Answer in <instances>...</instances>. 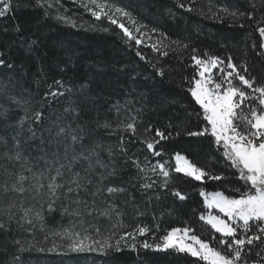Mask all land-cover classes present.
<instances>
[{"label":"trees","instance_id":"1","mask_svg":"<svg viewBox=\"0 0 264 264\" xmlns=\"http://www.w3.org/2000/svg\"><path fill=\"white\" fill-rule=\"evenodd\" d=\"M102 1L121 6L130 12L138 26L146 25L140 31L153 34L154 40L141 41L140 45L130 41L132 46L129 47L124 42L126 38L122 39L123 33L119 27L111 25L106 17L97 19L73 0H49L52 7L47 8V16L45 8L38 7L36 0H13L12 11L5 17H0V52L4 53L3 59L6 61L5 65L0 66V105L8 110L7 119L0 115V144L7 147L6 151L10 153L19 141V152L30 160V163L26 162L27 166L32 167V172L38 173L42 170L38 164L46 166L45 161H53V154L58 151L63 155V147L58 144L55 136L56 121L58 117H67L63 121L65 123L70 119L64 110L75 101L81 107V118L77 123L85 125L89 134L85 143L99 140L112 146L117 153L114 161L117 175L107 183L126 189L116 198V203L123 212V227L115 230V235L110 226L115 218L111 222L104 217L98 220L89 218L91 223L101 229L99 237L110 238L109 242L115 245L120 236L125 232H132L138 226L152 229L144 236L137 234L135 240L126 236L121 241L119 252L113 250L107 256L99 255L95 258V264H188V260L194 258L177 260L166 253L145 249L142 243L147 240L151 244L155 237L165 234L166 230L184 227L186 221L195 226L198 232L202 231L200 225L195 223L196 216L192 211L199 209L202 204L198 188L205 187L209 192L225 191L236 183L232 177L234 170L225 169L222 162H217L214 150L209 148L208 140L204 138L181 136L162 141L159 147L164 149L165 154L154 157L137 137L142 138L149 125L153 128L149 135H154L155 128L166 129L169 120L173 123L177 119L189 120L184 110V106L188 104L185 77L191 78L196 71L190 59L193 47L198 49L197 55L203 56L205 52L221 58L231 55L238 67L246 61L252 75L259 78L264 74V58L256 55L258 47L255 51L252 48L254 42L257 46L260 42L255 28L257 21H261L260 26H264V7L260 5V0H255L256 10L249 7V0H195L194 3L191 0H180L186 8L191 6L193 11L179 8L177 0ZM225 7L230 10L253 11L254 20H243L245 27L240 28L231 17L221 11ZM57 15L63 16L65 20H57ZM17 25L19 32L15 31ZM104 28L109 31H103ZM152 29L158 31L152 32ZM161 33L164 34L163 37ZM33 39L38 43L29 47ZM160 41L167 47H162ZM171 41L189 43L190 47L183 49ZM153 44L161 51H167L168 55L162 56L160 52L153 51ZM137 50L145 60L136 55ZM7 64H12L13 67L8 68ZM151 64L162 68L164 76L157 75ZM56 80L62 81L63 87L56 85ZM82 84L88 89L83 94ZM56 90L63 91L65 95L55 98L46 95ZM8 97L27 100L28 104L17 106ZM85 97L89 99L85 101ZM126 101L129 102L127 108L123 107ZM117 102L121 106V119L124 115H134L138 109L141 110L137 121V136L96 127L97 121L103 122L105 119L115 123L117 111L113 106ZM26 109L28 115L39 110L43 117L39 122L27 121L21 131L19 121L24 117ZM190 121L188 126L195 129V117H191ZM121 135L125 140L126 155H121L116 147ZM176 150L185 153L199 166L214 172L223 170V175L228 179L206 181L204 184L175 179L172 186L189 195L186 202L175 201L163 191L160 192L159 200L154 198L152 191L142 193L139 184L144 174L138 172L132 161L138 160L141 167L146 169L148 163L145 157L152 164L167 160L169 165H174L172 156ZM39 157L40 161L37 159ZM102 158L107 161V153H103ZM16 166L4 165L0 160V184L14 182L21 173L28 177L24 182L26 188L34 184L35 179H39V176L34 179L32 172L27 169H16ZM173 175L182 177V174ZM226 194L231 193L226 191ZM9 197L16 198L17 194L3 195L0 190V201L5 205ZM149 197H153L151 202ZM34 203L36 202L25 193L24 206ZM36 207L39 208V204ZM56 207L57 211L51 214L45 211L43 229L37 224L31 233L22 228L17 229L15 225L7 233L0 230V264H14L13 257L18 248L12 243L14 239H19L26 247L32 246L31 251L22 256L24 264H78L86 258L72 262L53 252L37 251L41 247L47 250L44 245L50 241H44L47 240L45 235L49 230H63L70 226V220L75 219L62 215L59 205ZM89 230L95 234L92 229ZM132 243L136 244L135 249L130 247Z\"/></svg>","mask_w":264,"mask_h":264},{"label":"snow or ice","instance_id":"2","mask_svg":"<svg viewBox=\"0 0 264 264\" xmlns=\"http://www.w3.org/2000/svg\"><path fill=\"white\" fill-rule=\"evenodd\" d=\"M192 3L195 0H191ZM36 5L45 8V15H49L47 8L52 7L49 0H36ZM47 5V7H45ZM179 8H186V5L177 0ZM260 5L264 7V0H260ZM92 15L100 19L101 15L106 17L111 25H116L122 30L124 42L131 47L130 41H135L136 45L141 44V36L133 35L124 23L120 22V17H126L128 21L136 25V20L132 14L123 8L116 7L100 0H88L83 5ZM14 7L13 0H0V17H5ZM249 7L257 9L255 0H249ZM187 11H193L191 6ZM222 12L233 19L238 27L244 28L243 20L249 22L254 20L253 11H240L239 9L230 10L222 8ZM219 18V17H217ZM57 20H65L63 16L57 15ZM255 31L259 33V45L254 42L252 48L258 57L264 58V26H260L261 21H257ZM75 27V24H73ZM146 25H139L136 28L140 32ZM20 31L19 26L15 28ZM103 31H109L104 28ZM152 29V32H157ZM163 37L164 34L161 33ZM251 36V33H249ZM37 40L33 39L29 47L36 45ZM162 47L163 45L160 41ZM183 49L190 47L189 43L171 41ZM153 51H158L162 56H167V51H161L156 44L152 45ZM175 51V49H172ZM191 61L195 72L191 78L185 77L187 82L186 98L188 104L184 106L189 120L177 119L176 123L171 120L166 129L155 128L154 135H149L153 131L151 125L145 129L144 136L137 137L145 146L147 151L154 157H162L164 149L159 147L162 141L186 136L188 138H204L208 140V146L214 150L217 162H222L225 169L234 170L232 177L236 183L225 191H206L205 187H199V196L202 197V204L199 209H193L196 216L195 223L200 225L202 231L198 232L192 224L185 222L184 227H173L166 230V233L155 237L154 242L149 243L145 240L142 247L163 252L174 256L177 260L188 257V264H264V74L261 77L252 75L247 62L239 67L233 62L231 55L225 58L210 55L205 52L203 56L197 55L198 49L192 48ZM136 55L145 60V57L136 51ZM4 53L0 52V66L5 65ZM12 68V64H7ZM160 77L164 76V70L151 64ZM55 84L63 87V82L56 80ZM87 86L81 85V93L86 92ZM46 95L59 97L65 95L63 91H50ZM17 106L28 104L27 100L8 97ZM89 97H85L87 101ZM175 103V101H172ZM129 102L126 101L123 107L127 108ZM113 107L116 108L117 117L115 123L105 119L103 122H96L97 128L112 130V132L130 133L137 136V121L140 109L136 114L124 115L120 118L119 102ZM0 109L3 106L0 105ZM111 110V109H109ZM65 113L70 119L63 122L67 117H58L56 121L57 130L55 136L58 144L63 147V155L60 152L53 154V161H45L47 167L37 172H32L31 168L27 171L32 172L35 183L30 187H25L24 182L28 177L19 174L12 183L0 184L3 195L9 193L17 194L16 198L9 197L6 205L0 201V230L5 233L13 229H24L32 232L39 224L40 229L45 227V211L49 214L57 211V205L62 215L74 217L69 221V227L63 229L62 238L69 241L66 245L68 252L84 253L96 252L107 256L110 251L121 250V241L125 237L136 239L137 234L144 236L152 229L148 226H138L132 232H125L116 240L115 245L109 242L110 238L96 239L95 236L101 235V229L91 223L89 218L99 219L104 217L111 223L113 235L115 230L123 227V212L116 203V198L123 194L124 187L108 184L107 181L117 175V168L114 163L117 153L110 145H105L99 140L94 143H85L88 139V132L85 125L77 123L81 118V107L75 101L65 108ZM130 112V110H129ZM5 119L8 110L0 111ZM195 117L196 128L188 126L190 118ZM43 113L35 110L25 115L19 121L21 131L24 124L32 120L39 122ZM201 125H203L201 127ZM31 132V128H29ZM19 141H17V144ZM119 148L121 155H126L124 137H119ZM107 153L108 160L102 158V154ZM8 159L21 160V154L16 152ZM172 159L174 165H169L167 160L157 161L152 164L145 157L148 163L147 169L141 167L138 160H133L141 177L142 182L139 188L142 193L154 192V198L160 199V192H165L175 201L186 202L189 195L177 187H173L175 179H185L187 182L224 181L228 179L223 175V170L214 172L209 168L199 166L180 150L174 151ZM7 171V169H5ZM151 173V175H149ZM173 173L182 174L174 176ZM157 177V179H153ZM44 181H47L45 183ZM228 191L231 194H226ZM25 193L36 203L24 206ZM153 197H149V202ZM39 204V208L36 205ZM102 205V206H101ZM88 226L85 227L84 225ZM79 225V228H77ZM95 233V236L89 232ZM159 226L157 225V230ZM219 234V235H217ZM47 238V237H46ZM86 241H91L86 243ZM18 246L17 254L13 257L14 264H24L22 258L25 252L31 251V245L25 246L19 239L12 241ZM59 246H53L45 250L38 248L39 252H55ZM132 249L136 244L130 245Z\"/></svg>","mask_w":264,"mask_h":264},{"label":"rangeland","instance_id":"3","mask_svg":"<svg viewBox=\"0 0 264 264\" xmlns=\"http://www.w3.org/2000/svg\"><path fill=\"white\" fill-rule=\"evenodd\" d=\"M75 2H78L80 5H84L87 4L88 0H73ZM100 2H104L102 0H100ZM111 4L110 2H106ZM114 5V4H111ZM116 7H120L123 8L121 6L118 5H114ZM85 8V7H84ZM89 13H92L91 11H89L87 8H85ZM124 9V8H123ZM101 17H104L103 15H101ZM117 18L119 19L120 22L124 23L126 27H128L130 29V31L133 33V35L140 37L141 36V32L144 33V36L141 37V41H153L154 37L152 36L153 34L150 33H146L145 31H140L137 32L136 28L138 27V24L136 23V25L134 26L133 24H131L128 19L126 17H120L119 14H117ZM16 143V142H15ZM0 160L3 162V164L13 167L14 165H17L16 169H28L32 167L27 166V163L30 161L27 158L23 157V154H21L19 152V149L17 148V143L15 144V146L11 149V152L9 153L8 151H6L7 147H3L2 144H0ZM16 152H19L21 154L22 159L17 161L14 159H8V156H14L16 154ZM37 155H39V153L37 152ZM38 161H40V157L37 158ZM27 162V163H26ZM30 163V162H29ZM38 163V162H37ZM40 163V162H39ZM43 164V163H42ZM37 165V164H36ZM34 166V165H32ZM38 166H40L39 169H44L46 166L43 164L42 166L40 164H38ZM36 167V166H34ZM28 173V172H26ZM63 230H59V229H55V230H49L48 233L45 235L47 236V240L44 241V243H46L47 241H50V243L44 245L47 249L48 248H52L54 245L55 246H59L58 247V251H55L53 253L58 254L60 257L62 258H67V260L70 259V261H80V259L82 257H86L84 260H81L82 262H79L78 264H90L93 263L95 264V258H97V256L101 255L99 253L96 252H84V253H75V252H68L67 254H63L66 250V245L69 243V241L65 238H62V235L58 234V233H62ZM90 232V230H89ZM93 235V234H92ZM95 236V234L93 235ZM96 239H102L99 236H95ZM60 239V240H59ZM91 241H86V243H90ZM77 263V262H76Z\"/></svg>","mask_w":264,"mask_h":264}]
</instances>
